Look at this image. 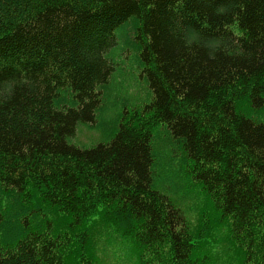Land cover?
I'll return each instance as SVG.
<instances>
[{"label": "trees", "instance_id": "16d2710c", "mask_svg": "<svg viewBox=\"0 0 264 264\" xmlns=\"http://www.w3.org/2000/svg\"><path fill=\"white\" fill-rule=\"evenodd\" d=\"M120 38L147 99L80 148ZM155 142L190 163L195 225L156 188ZM222 223L264 264V0H0V264H103L113 241L212 264Z\"/></svg>", "mask_w": 264, "mask_h": 264}, {"label": "rangeland", "instance_id": "374dc122", "mask_svg": "<svg viewBox=\"0 0 264 264\" xmlns=\"http://www.w3.org/2000/svg\"><path fill=\"white\" fill-rule=\"evenodd\" d=\"M123 40L119 39V44L115 47L114 61L116 69L110 76L108 87L103 92L102 109L97 116L98 122L94 124L79 122L76 126L74 136L68 138L69 143L80 148H89L98 142L108 140L111 128L114 127L118 116L124 111H132L134 106H138L147 99L145 93V84L135 69L134 58L130 53L122 51ZM122 51V52H121ZM148 90V89H147ZM177 146V145H175ZM153 150L156 154L154 166V178L156 188L164 193L171 203L179 208L192 225L197 224V204L202 207L204 198L197 185L191 178L189 164L180 155L176 157L169 156L168 147L164 143L155 142ZM175 155L176 151L173 149ZM219 220L209 218L207 226L218 224ZM219 225V224H218ZM215 229V227H213ZM212 236L208 238L211 243H215L214 256L212 264H243L242 254L237 252V242L232 243L229 240V230L225 223L222 227L215 229ZM107 256H103V264H130L120 259L115 260L119 254L125 253L122 244L113 241ZM123 257L122 255H120ZM248 264H253L249 262Z\"/></svg>", "mask_w": 264, "mask_h": 264}]
</instances>
